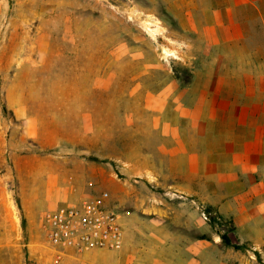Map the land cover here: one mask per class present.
<instances>
[{
  "label": "rangeland",
  "instance_id": "374dc122",
  "mask_svg": "<svg viewBox=\"0 0 264 264\" xmlns=\"http://www.w3.org/2000/svg\"><path fill=\"white\" fill-rule=\"evenodd\" d=\"M165 2L0 0V264H50L46 216L102 192L138 237L149 224L250 249L206 190L189 189V158L165 152L201 116L207 71L227 66L205 46L212 32L182 29ZM246 19L264 69V14Z\"/></svg>",
  "mask_w": 264,
  "mask_h": 264
},
{
  "label": "crops",
  "instance_id": "0c3cea01",
  "mask_svg": "<svg viewBox=\"0 0 264 264\" xmlns=\"http://www.w3.org/2000/svg\"><path fill=\"white\" fill-rule=\"evenodd\" d=\"M165 4L179 15L182 29L211 31L205 46L215 55L213 61L227 66L207 71L216 80L206 86L201 116L190 121L188 139L172 134L164 150L167 156L189 158V189L195 195L198 189L206 190L205 202L234 222L232 243L250 249L199 244L180 230H152L149 224L138 237L124 218L122 249L90 251L81 264L253 263L252 252H264V69L246 51L242 30L247 15L264 14V0H166ZM4 252L0 246V263H5Z\"/></svg>",
  "mask_w": 264,
  "mask_h": 264
},
{
  "label": "built area",
  "instance_id": "2783aa9c",
  "mask_svg": "<svg viewBox=\"0 0 264 264\" xmlns=\"http://www.w3.org/2000/svg\"><path fill=\"white\" fill-rule=\"evenodd\" d=\"M123 216L108 192L59 205L44 220L50 264H65L67 260L81 264L83 255L90 251L121 250L125 240Z\"/></svg>",
  "mask_w": 264,
  "mask_h": 264
},
{
  "label": "trees",
  "instance_id": "16d2710c",
  "mask_svg": "<svg viewBox=\"0 0 264 264\" xmlns=\"http://www.w3.org/2000/svg\"><path fill=\"white\" fill-rule=\"evenodd\" d=\"M223 241L225 242V244H227V245H231V242H230V240H229V238L228 237H226V236H224L223 237ZM234 248H236V249H243V248H245L244 246H235Z\"/></svg>",
  "mask_w": 264,
  "mask_h": 264
}]
</instances>
